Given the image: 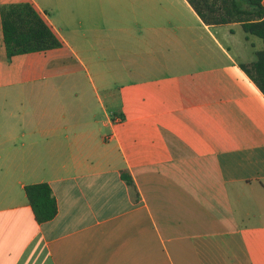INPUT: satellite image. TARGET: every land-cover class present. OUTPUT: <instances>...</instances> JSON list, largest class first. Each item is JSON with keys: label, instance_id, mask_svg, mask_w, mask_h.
<instances>
[{"label": "crops", "instance_id": "0c3cea01", "mask_svg": "<svg viewBox=\"0 0 264 264\" xmlns=\"http://www.w3.org/2000/svg\"><path fill=\"white\" fill-rule=\"evenodd\" d=\"M28 1L62 44L8 57L0 13V264H264L261 39L188 0Z\"/></svg>", "mask_w": 264, "mask_h": 264}, {"label": "trees", "instance_id": "16d2710c", "mask_svg": "<svg viewBox=\"0 0 264 264\" xmlns=\"http://www.w3.org/2000/svg\"><path fill=\"white\" fill-rule=\"evenodd\" d=\"M207 24L240 22L243 30L259 37L262 46L255 58L240 66L264 93V0H188ZM3 41L7 56L45 50L62 44L51 25L31 1L3 3L0 6ZM121 177L137 196L132 175L121 170ZM24 191L38 222L51 219L57 212V201L46 181L27 183Z\"/></svg>", "mask_w": 264, "mask_h": 264}, {"label": "rangeland", "instance_id": "374dc122", "mask_svg": "<svg viewBox=\"0 0 264 264\" xmlns=\"http://www.w3.org/2000/svg\"><path fill=\"white\" fill-rule=\"evenodd\" d=\"M190 22H192L194 25H196V21L195 20H191ZM197 27V26H196ZM195 27V30H199V31H202V29L201 28H199L198 29V27L196 28ZM237 31H239L240 33H245V31L244 30H242L241 28H237ZM239 32H237V34H238V36L240 35V33ZM220 33V32H219ZM252 35V34H251ZM253 37H257V36H253ZM78 39V38H77ZM256 39H260L259 37H257ZM79 40V39H78Z\"/></svg>", "mask_w": 264, "mask_h": 264}]
</instances>
